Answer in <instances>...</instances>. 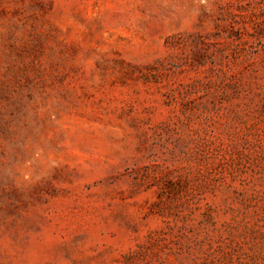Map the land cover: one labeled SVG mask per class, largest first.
Wrapping results in <instances>:
<instances>
[{
	"label": "rangeland",
	"instance_id": "rangeland-1",
	"mask_svg": "<svg viewBox=\"0 0 264 264\" xmlns=\"http://www.w3.org/2000/svg\"><path fill=\"white\" fill-rule=\"evenodd\" d=\"M0 264H264V0H0Z\"/></svg>",
	"mask_w": 264,
	"mask_h": 264
}]
</instances>
